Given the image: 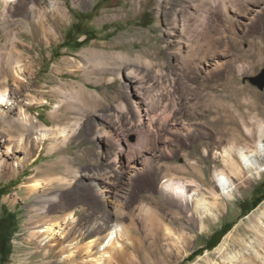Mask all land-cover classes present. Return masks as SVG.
I'll list each match as a JSON object with an SVG mask.
<instances>
[{
    "label": "rangeland",
    "instance_id": "obj_1",
    "mask_svg": "<svg viewBox=\"0 0 264 264\" xmlns=\"http://www.w3.org/2000/svg\"><path fill=\"white\" fill-rule=\"evenodd\" d=\"M51 1L67 13L62 22ZM195 1L201 0H0L1 57L16 48L24 52L26 63L32 62L27 86L22 85L17 100L34 98L29 107L40 123L70 130L66 143L52 155H46L47 140L20 174L0 179V219L15 215L14 225L2 231L9 223L5 220L0 227V246L1 235L11 236L6 264H61L55 250L50 253L29 239L37 204L24 183L33 173L47 176L50 164L72 179L62 158L78 173L101 169L104 184L113 188L110 195H126L121 219L140 239L138 248H131L140 264H145L144 255L169 249L162 226L149 234L148 217L173 233L188 228L191 245L180 248L179 257L176 248L169 250L172 261L184 258L181 264H205L213 257L240 264L244 256H262L257 246L261 240L250 233L244 234V246L228 247L227 241L221 252L218 247L226 235L242 234V227L264 210V170L259 176L250 172L245 185L234 189L233 198L216 218H208L203 230L158 188L160 167L211 187L216 169L223 167L214 153L219 140L225 145L249 140L245 127L256 134L258 121L264 123V0H202L189 6ZM176 7L182 8L181 22L187 24L189 37L197 41L192 57L180 46L181 33L172 20ZM40 19L57 26L59 37L51 43L43 38ZM31 27L38 30L35 37L29 35ZM88 49L98 51L86 55ZM206 63L216 69L205 72ZM127 67L134 79H145V88L136 87L140 95L126 75H119ZM73 84L92 93L95 104L82 105L68 95ZM101 116L114 133L106 142L94 137L95 124L104 120ZM2 140L0 134V150L5 148ZM121 145L124 154L118 150ZM141 170L146 171L138 175ZM62 202H73L76 217L87 220L103 211L105 203L97 190L74 182L63 191Z\"/></svg>",
    "mask_w": 264,
    "mask_h": 264
},
{
    "label": "bare ground",
    "instance_id": "obj_2",
    "mask_svg": "<svg viewBox=\"0 0 264 264\" xmlns=\"http://www.w3.org/2000/svg\"><path fill=\"white\" fill-rule=\"evenodd\" d=\"M136 2L133 4L135 6H137L136 4L139 5ZM200 2L202 0L192 2L189 6L195 7ZM51 6L57 12V18L60 21L68 16L56 1H51ZM181 7L172 10V20L181 33L183 42L180 46H183L184 51L192 57L197 41L189 37L186 30L187 24L184 25L181 22ZM257 11H260V9H257ZM39 21L43 38L47 42H50L52 38L59 37L57 26L46 25L43 19ZM28 29L31 37L37 35L38 30L35 27ZM97 51L96 49H88L84 53L89 55L97 53ZM73 61L75 60L73 59ZM206 64L205 72L211 73L216 69V65ZM74 65L82 66L81 62H76ZM60 66L56 65V68ZM31 67L32 62H25L24 52L21 50L14 48L11 52H8L7 57H4V59L0 53V134L3 135L2 141L5 146L4 150H0V179L4 175L11 178L15 174H20L22 169L36 160L38 157L36 151H41L47 140L50 142L47 144L46 155H52L53 151L58 150L60 145L66 143L70 133L69 126H49L46 123H40L38 116L34 115L29 107L30 103L35 102L34 98H31L30 102L21 101L22 99L17 100L16 95L20 93L22 85L27 86L28 77L26 73L31 70ZM132 73L129 67L126 70L119 71V75L124 74L130 82H133V87L139 94L140 92L136 87L143 89L146 87V82L145 79H134ZM11 79L14 81L12 85L10 83ZM66 92L76 99L79 104L95 102L94 95L88 93L82 85H70ZM87 95L90 99L86 98ZM119 107V111L125 110L123 103ZM101 117L104 120L95 124L94 137L106 142L105 138L112 137L114 133L108 129L111 125L106 122L108 120L103 116ZM258 122V132L256 134L254 128L245 127V132L249 135L247 137L251 138L249 140L245 138L235 139L228 141L229 143L226 145L222 142L224 139L219 140L215 146L216 151L213 152L216 154V159L220 158L219 161L223 163V167L216 169L214 185L211 187L194 179L176 177L165 168L160 167L157 171L156 178L161 193L178 202L179 209L190 217L189 220L194 221L200 230L206 228L205 222L208 218H216L219 212L223 211L226 207V200L233 198L235 188L245 185L248 178H250V172L258 176L262 174L264 170V123ZM118 150L122 154L126 151L122 145ZM218 150L221 151L217 152ZM61 162L65 166V171L71 172L72 179L68 175L58 174L55 167L50 164L47 176L33 173L27 176L29 179L24 183L26 190L35 195V203L37 204L35 207L36 213L31 216L34 217V220L29 239L37 241L41 247L46 246L50 253L55 250L57 255L59 254L61 264H140L137 255L131 249L136 250L138 248L137 242L140 239L133 235L131 227L121 219L126 213V208L124 209L126 201L123 200L126 195L120 196V199H115L110 195L113 188L104 184L106 183L103 177L105 173L101 169L78 173L71 168L67 159L62 158ZM145 171L141 170L138 175H143ZM83 177L86 179L84 180ZM73 182L97 190L99 196L104 199L103 211H98L91 220L76 217L73 202L65 204L62 202L63 191ZM57 203H59V206L55 205ZM142 210L143 208L139 209L143 214ZM56 212L58 213L54 215ZM148 219L150 225L147 227V221H145V225L149 234L154 235L162 226L166 232L165 235L169 239V249L158 255H144V263L181 264L184 258L172 261V254L169 250L176 248L175 255L179 257L178 255L181 254L180 248L190 244L191 239L188 228L183 227L180 232L173 233L169 226L160 225L155 218L148 217ZM132 225L134 226V223ZM236 227L239 226L236 225ZM102 231L106 232L104 236H100ZM242 231L240 235L236 234L232 237L226 235L223 243L218 247V251L221 252L222 245L227 241L229 242L228 247L244 246L245 241L248 239L244 234L250 233L256 239L261 240L257 246L261 250L262 256H259L258 252L244 256L240 264H264V210L260 212L258 218H255V221L249 223L248 226H243ZM87 236L91 238L89 237L88 240L86 239ZM186 256L189 257L188 254ZM230 261L224 259L219 262L212 257L205 264H230Z\"/></svg>",
    "mask_w": 264,
    "mask_h": 264
},
{
    "label": "trees",
    "instance_id": "obj_3",
    "mask_svg": "<svg viewBox=\"0 0 264 264\" xmlns=\"http://www.w3.org/2000/svg\"><path fill=\"white\" fill-rule=\"evenodd\" d=\"M264 194V193H263ZM7 220L9 223L5 224V226L3 227V230L2 231H5L7 230V228H9L10 226L14 225L15 224V215L13 214H9L8 217H6V219H0V227H2V224L3 222ZM223 229L221 230V233H222ZM1 237L3 239H1V249H0V264H6L7 262V259L9 257V254H10V245H11V236H7V237H4V235Z\"/></svg>",
    "mask_w": 264,
    "mask_h": 264
}]
</instances>
